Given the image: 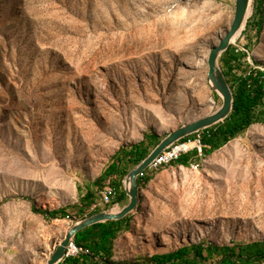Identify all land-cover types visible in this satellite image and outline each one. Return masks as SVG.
I'll list each match as a JSON object with an SVG mask.
<instances>
[{
  "label": "rangeland",
  "instance_id": "rangeland-1",
  "mask_svg": "<svg viewBox=\"0 0 264 264\" xmlns=\"http://www.w3.org/2000/svg\"><path fill=\"white\" fill-rule=\"evenodd\" d=\"M262 3L259 13L253 0L246 30L230 46L264 68ZM235 5L0 0V264H47L87 213L81 196L122 146L152 133L163 139L221 107L204 61L231 26ZM220 14L229 22L214 23ZM197 163V170L150 167L156 172L140 186L113 260L202 240L264 239V123ZM34 205L69 215L48 219Z\"/></svg>",
  "mask_w": 264,
  "mask_h": 264
},
{
  "label": "trees",
  "instance_id": "trees-1",
  "mask_svg": "<svg viewBox=\"0 0 264 264\" xmlns=\"http://www.w3.org/2000/svg\"><path fill=\"white\" fill-rule=\"evenodd\" d=\"M256 1L257 10L261 13L262 0ZM254 24L257 32H261L262 19L254 21ZM247 56V52H240L229 46L220 58L221 68L233 91V110L224 121L203 130L204 157L245 133L253 124L264 123V68L258 61H248ZM161 140L157 134L152 133L145 135L138 143L122 146L112 156L111 162L102 174L87 187L85 194L81 196V205L89 208L96 198V191L103 188L107 180H110L117 191L114 203H122L128 199L124 187L125 177ZM192 154L183 155L175 164L188 166L195 154L197 155V151ZM143 172L138 177L139 186L146 184L152 178L150 173L156 170L148 168ZM33 211L48 219L69 215L62 210H48L35 205ZM80 211L84 213L82 209ZM100 211L102 209L90 212L87 216ZM87 216L85 213L81 218ZM130 222L131 216L127 215L119 220H107L80 230L75 236V241L78 245L88 248L90 253L67 257L59 264H264V239L231 244H216L202 240L166 253H156L136 260L115 261L113 260L115 240L122 232L129 231Z\"/></svg>",
  "mask_w": 264,
  "mask_h": 264
},
{
  "label": "water",
  "instance_id": "water-1",
  "mask_svg": "<svg viewBox=\"0 0 264 264\" xmlns=\"http://www.w3.org/2000/svg\"><path fill=\"white\" fill-rule=\"evenodd\" d=\"M252 3L253 0H236L235 14L231 26L226 31V34L221 39L220 43L211 47L210 50L208 57L209 68L207 72V80L212 82L211 89L217 92L222 98L223 104L221 107L211 114L182 125L163 138L151 153L125 177L124 186L130 199L129 203L118 212H113V209L102 210L77 221L70 227L64 239L51 254L47 264H59L64 260L67 245L71 240L75 239L76 234L80 230L107 220H119L132 213L140 202L138 177L150 166L152 161L162 151L178 140L224 121L230 115L233 110L234 95L228 79L219 64V57L229 48L232 38L247 24L248 13Z\"/></svg>",
  "mask_w": 264,
  "mask_h": 264
},
{
  "label": "built area",
  "instance_id": "built-area-1",
  "mask_svg": "<svg viewBox=\"0 0 264 264\" xmlns=\"http://www.w3.org/2000/svg\"><path fill=\"white\" fill-rule=\"evenodd\" d=\"M202 139H203V130L193 133L185 137L184 139L176 141L171 146H169L164 151H162L152 161L149 167H153L154 163L161 162L163 160L179 161L183 155L189 154L194 151H197V155H195L194 159L192 160L197 161V159L203 156L204 145ZM116 196H117V191L112 186V184L108 182L103 188H101L97 192L96 198L88 208L86 216L88 213L97 211L99 209L102 210L113 209V207L116 204H119V203H114ZM88 253H90V250L88 248L78 245L74 239L71 240L67 245L65 255H73V257H76L80 254H88Z\"/></svg>",
  "mask_w": 264,
  "mask_h": 264
},
{
  "label": "bare ground",
  "instance_id": "bare-ground-1",
  "mask_svg": "<svg viewBox=\"0 0 264 264\" xmlns=\"http://www.w3.org/2000/svg\"><path fill=\"white\" fill-rule=\"evenodd\" d=\"M253 4V3H252ZM213 7H215V5L214 4H212V3H210V5H209V9L210 8H213ZM251 11H252V6H251V8H250V11H249V13H248V18L250 17V14H251ZM220 19V20H219ZM218 19V21H215L214 23H219L220 21H222V20H224L225 22H227L228 21V17H226L224 14H220V18ZM229 22V21H228ZM246 29V25L244 26V27H242L239 31H238V33L232 38V41H231V43H234V42H236V40H237V38L238 37H240L241 35H242V32L244 31ZM224 35L225 34H223L220 38H218L217 40H216V42L217 43H219L220 41H221V39L224 37ZM209 54H210V50H208L207 51V53L205 54V63L207 64V61H208V57H209ZM203 67V66H202ZM208 83H209V85H210V88L212 87V82L211 81H208ZM220 108V107H219ZM204 156V155H203ZM203 156H201L199 159H202L203 158ZM171 162H176V160H163V161H161V162H156V163H154V165H153V167H151V168H154V169H159L160 167H162L163 165H166V164H169V163H171ZM190 166H191V168L193 169V170H197L198 168H199V164L197 163V161H194L193 160V162H191L190 163ZM150 168V167H149ZM182 168H184V171H185V173L187 172V168H185L184 166H182ZM148 169V168H147ZM146 169V170H147ZM144 173V172H143ZM142 173V174H143ZM141 175V174H140ZM139 175V176H140ZM113 212H118V211H120L119 209H113L112 210ZM65 257H73V255H65ZM65 257H64V259H65Z\"/></svg>",
  "mask_w": 264,
  "mask_h": 264
},
{
  "label": "crops",
  "instance_id": "crops-1",
  "mask_svg": "<svg viewBox=\"0 0 264 264\" xmlns=\"http://www.w3.org/2000/svg\"><path fill=\"white\" fill-rule=\"evenodd\" d=\"M128 197H129V196H128ZM126 200H127V199H126ZM126 200H125V201H126ZM129 200H130V199H129ZM125 201H124V202H125ZM124 202H122V203H124ZM128 203H129V202H128ZM65 258H67V257H65Z\"/></svg>",
  "mask_w": 264,
  "mask_h": 264
}]
</instances>
